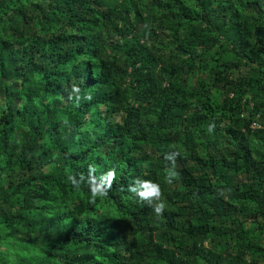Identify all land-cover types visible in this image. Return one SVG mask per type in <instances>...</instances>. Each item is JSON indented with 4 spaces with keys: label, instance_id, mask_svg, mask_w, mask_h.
<instances>
[{
    "label": "trees",
    "instance_id": "1",
    "mask_svg": "<svg viewBox=\"0 0 264 264\" xmlns=\"http://www.w3.org/2000/svg\"><path fill=\"white\" fill-rule=\"evenodd\" d=\"M257 113L264 0H0V264H264Z\"/></svg>",
    "mask_w": 264,
    "mask_h": 264
},
{
    "label": "built area",
    "instance_id": "2",
    "mask_svg": "<svg viewBox=\"0 0 264 264\" xmlns=\"http://www.w3.org/2000/svg\"><path fill=\"white\" fill-rule=\"evenodd\" d=\"M249 129H251L252 131L264 130V115L260 113L255 114L250 121Z\"/></svg>",
    "mask_w": 264,
    "mask_h": 264
}]
</instances>
